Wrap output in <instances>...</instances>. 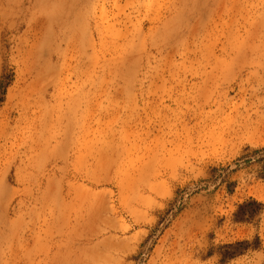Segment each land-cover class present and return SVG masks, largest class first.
Masks as SVG:
<instances>
[{
  "label": "rangeland",
  "instance_id": "1",
  "mask_svg": "<svg viewBox=\"0 0 264 264\" xmlns=\"http://www.w3.org/2000/svg\"><path fill=\"white\" fill-rule=\"evenodd\" d=\"M0 264H264V0H0Z\"/></svg>",
  "mask_w": 264,
  "mask_h": 264
}]
</instances>
